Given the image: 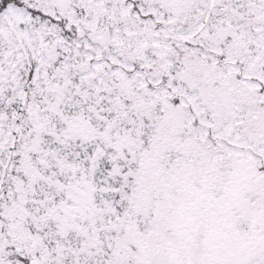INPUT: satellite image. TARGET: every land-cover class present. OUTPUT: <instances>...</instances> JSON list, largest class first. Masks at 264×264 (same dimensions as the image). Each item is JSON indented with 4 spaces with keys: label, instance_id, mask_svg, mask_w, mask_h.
Returning a JSON list of instances; mask_svg holds the SVG:
<instances>
[{
    "label": "snow or ice",
    "instance_id": "obj_1",
    "mask_svg": "<svg viewBox=\"0 0 264 264\" xmlns=\"http://www.w3.org/2000/svg\"><path fill=\"white\" fill-rule=\"evenodd\" d=\"M0 264H264V0H0Z\"/></svg>",
    "mask_w": 264,
    "mask_h": 264
}]
</instances>
